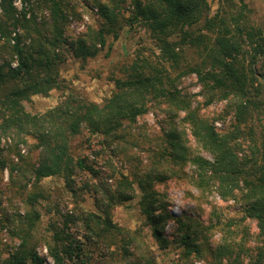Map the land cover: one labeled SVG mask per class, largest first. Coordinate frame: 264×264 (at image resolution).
Instances as JSON below:
<instances>
[{"label":"trees","instance_id":"1","mask_svg":"<svg viewBox=\"0 0 264 264\" xmlns=\"http://www.w3.org/2000/svg\"><path fill=\"white\" fill-rule=\"evenodd\" d=\"M19 1L17 9L14 0H0V138L9 140L0 144V171L7 170L5 188L21 196L24 212H7L6 190L0 233L6 229L18 245L0 264H46L32 235L41 218L36 207L48 201L41 181L50 177L73 199L72 209H51L43 242L51 264H90L101 248L123 264H157L145 229L159 251L180 249V264L206 253L212 264H264V27L251 20L247 4L91 0L97 17L73 39L66 34L74 15L69 0ZM125 29L147 32L151 46L113 67V88L101 103L60 79L62 48L83 66L102 52L109 58ZM190 76L201 108L225 101L231 122L224 132L178 88ZM52 90L64 93L55 107L24 110V101ZM150 112L153 132L137 122ZM169 180L188 185L197 199L216 195L237 209L207 224L174 215L167 193L156 188ZM87 201L91 209L81 206ZM127 204L141 221L132 229L112 219L113 209ZM168 222L176 226L171 238L163 233Z\"/></svg>","mask_w":264,"mask_h":264},{"label":"rangeland","instance_id":"2","mask_svg":"<svg viewBox=\"0 0 264 264\" xmlns=\"http://www.w3.org/2000/svg\"><path fill=\"white\" fill-rule=\"evenodd\" d=\"M73 7L74 15H71L67 24L66 34L70 37L77 38L84 30L86 25L93 24L94 19L97 17L96 8L92 5L91 0H69ZM247 7L250 9L248 13L251 20L264 27V0H243ZM17 9H20L19 0H14ZM212 10H215L216 3L211 2ZM78 13L79 16L76 14ZM112 51L109 58H103V52L93 59H89L83 66L76 61L69 52L62 48L63 63L59 66V77L63 79L66 84L74 90L78 96L95 103H101L102 100L108 97L113 88L112 83L108 80L110 72L115 65H120L130 59L133 52H141L146 54V50L150 49L151 42L147 32L143 30H135V32L129 34L127 29L123 31V34L117 41L111 42ZM178 88L185 90L191 95V102L193 107H200L199 115L214 124L215 129L218 132H224L230 122V116H224L225 101L216 102L206 108H201V96L200 86L198 85L194 76L186 77L182 79L178 84ZM64 93L58 90H52L48 96L43 97L40 95L32 96L29 100L23 102V108L30 114H40L53 107H55L60 101ZM155 114L150 112L138 119V124H144L148 128V132L157 130L155 124ZM222 117V118H218ZM82 138V137H81ZM81 138L77 139L80 140ZM190 144H194L191 137ZM9 142L6 138H0V144L5 145ZM24 149V147H22ZM205 157L210 158L207 154ZM109 182V181H107ZM8 183L7 170L0 171V189L4 191L3 196L0 194V198H3L6 194V185ZM41 186L45 193L48 195V201L45 202L44 208L36 207L41 212V218L36 225V229L32 235V241L37 242L36 251L39 256L45 258L46 264H51L50 259L47 257V251L43 242L47 237L45 231L49 216L53 215L54 206L61 211L69 210L73 208L70 202H73L70 194L64 188L63 182L60 178L50 177L41 181ZM158 190H164L168 195L169 209L174 215L185 216L190 219L198 220L203 224L216 221L218 214L232 215L236 211V207L232 201H222L216 195L209 198L207 202L197 199V193L195 190L189 188L183 182L176 180H169L164 184L157 185ZM7 197L11 198L9 202L3 199V207L7 209V212H12L14 209L20 213L24 212V205L22 203L21 196L11 194L7 190ZM85 208H92L91 202L81 204ZM51 211L48 213V211ZM112 219L119 226L124 228H134L141 224V221L137 217L135 210L127 205L114 208L112 211ZM175 224L168 222L163 228V233L166 237L171 238V234L174 233ZM75 231L76 229H72ZM251 230L254 231L253 225ZM148 233L147 241L150 247L155 250L157 264H180L183 263L179 259L180 249L176 251H159L156 249V243L151 236V232L145 229ZM77 235H81V231ZM213 239H218L216 234ZM18 245L16 239H11L6 229H2L0 233V262L6 256L8 251L14 250V247ZM91 249H94L91 247ZM95 252L90 253L92 259L90 264H123L117 258H110L105 256L107 250L101 248V250L94 249ZM204 250H207L204 248ZM102 252V253H101ZM104 252V253H103ZM212 259L208 253L205 254L203 260L193 259L191 264H212Z\"/></svg>","mask_w":264,"mask_h":264},{"label":"built area","instance_id":"3","mask_svg":"<svg viewBox=\"0 0 264 264\" xmlns=\"http://www.w3.org/2000/svg\"><path fill=\"white\" fill-rule=\"evenodd\" d=\"M20 2V1H19ZM14 5L16 6V4L14 3Z\"/></svg>","mask_w":264,"mask_h":264}]
</instances>
